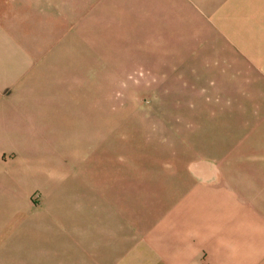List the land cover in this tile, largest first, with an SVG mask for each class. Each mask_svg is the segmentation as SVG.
Masks as SVG:
<instances>
[{
  "label": "rangeland",
  "instance_id": "obj_1",
  "mask_svg": "<svg viewBox=\"0 0 264 264\" xmlns=\"http://www.w3.org/2000/svg\"><path fill=\"white\" fill-rule=\"evenodd\" d=\"M248 1L211 20L259 30L262 0ZM128 13L121 0H0V264L93 257L99 244L78 247L75 228H108L110 254L126 258L264 264V228L219 225L233 209L214 181L245 164L246 117L252 131L264 115L245 105L255 79L230 72L235 42L220 25ZM194 228L227 249L197 251Z\"/></svg>",
  "mask_w": 264,
  "mask_h": 264
},
{
  "label": "crops",
  "instance_id": "obj_2",
  "mask_svg": "<svg viewBox=\"0 0 264 264\" xmlns=\"http://www.w3.org/2000/svg\"><path fill=\"white\" fill-rule=\"evenodd\" d=\"M252 2V0L248 1L246 6H251ZM232 4H235V8L238 7L237 0H121V9L133 10V14H128L138 19L136 24H145L149 20L151 24L162 22V24L167 23L170 25H220L217 26L220 28L219 32L224 30L226 34H229V40L235 42L231 44L229 56L240 57L238 67L230 69V72L250 74V77L255 79V85L249 86L247 84L245 86L246 89L247 87H251V89L248 88L251 91L246 94L245 105H252L253 109L259 111L264 106V0H262L263 17L261 18V28L259 30H255L252 26L248 27V30L245 29L241 32L236 28H232L231 25H236L237 23L233 16L211 20V16L219 13L220 8L232 6ZM246 21L247 24H253L250 20ZM230 66H233V64H230ZM259 87L263 91L258 89ZM260 118L258 119L260 120L259 126L255 130L250 131L251 122L246 117V121H248L246 129L248 140L245 144L246 146H244V150L240 152V157L243 156L245 164L235 167V176L231 177V179L220 175L217 181H214L216 182L215 185L218 186L217 188H220L218 190L221 195L219 198L228 201V207H231V211L233 209V214L229 213V217L226 218L225 214H223V219L219 222L220 227L225 228L223 225L227 224L225 220H228L231 223V228H249L251 231L253 228H264V115ZM4 156V153L1 152L0 158L3 159ZM200 167L201 165H199ZM203 179L205 182L207 181L205 177ZM85 203L87 206L88 198ZM84 210L87 221V207H84ZM75 229L77 232H80L78 240L81 242H77L78 247L92 242L99 244V251L93 257L74 258L69 259V262L62 263L59 261L50 264H190L191 261L189 260L191 258L179 257L175 251L172 252V255L166 257L146 256L126 258L119 255H111L108 228ZM171 229L173 236L178 239L173 242L180 245L188 239L187 234L191 231L189 230L190 228ZM214 233L216 231H212L211 228L206 230L205 228H194L191 233L193 237L189 236V239L190 242H193L194 248L197 251L205 247L217 248L220 251L227 249L228 246L220 242L217 235H213ZM96 234L100 242L95 241ZM150 236L147 242L144 243L148 247L143 248L158 251V246L153 243L154 238ZM206 236L209 237L206 238ZM103 241L105 243L104 246ZM173 248L175 249V247ZM224 254V252H218V256L220 257ZM197 259L194 264H199L197 263Z\"/></svg>",
  "mask_w": 264,
  "mask_h": 264
}]
</instances>
